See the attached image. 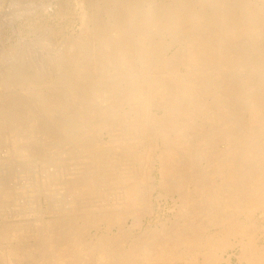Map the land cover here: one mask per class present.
Instances as JSON below:
<instances>
[{"label": "bare ground", "instance_id": "bare-ground-1", "mask_svg": "<svg viewBox=\"0 0 264 264\" xmlns=\"http://www.w3.org/2000/svg\"><path fill=\"white\" fill-rule=\"evenodd\" d=\"M77 3L47 73L0 75V159L63 190L0 213V264H264V0Z\"/></svg>", "mask_w": 264, "mask_h": 264}, {"label": "rangeland", "instance_id": "rangeland-1", "mask_svg": "<svg viewBox=\"0 0 264 264\" xmlns=\"http://www.w3.org/2000/svg\"><path fill=\"white\" fill-rule=\"evenodd\" d=\"M77 1L0 0V75L5 73V69H7L6 67L10 66V64L14 62L16 63L17 61H19L20 63L22 62L24 64H28L31 68L35 69L36 71L47 73L51 69L50 64L51 62H53L52 60H54V57H57L60 52L62 53L65 51L63 49L65 48V45L67 43L66 41L68 40V38L70 39L75 37L77 35V32L79 31L78 28L80 26V20L78 18V14L80 12V7ZM10 91L11 90H9V92ZM14 91L15 93H17L18 91L19 93L20 89H14ZM47 140V145H49V142ZM63 147L61 145V149H63ZM15 158V156H10L9 159L6 160L5 164V160L3 161V159L1 158L0 172L1 174H3L4 172V174L6 175L4 176V182L5 180L8 183L10 182V185L5 182L8 186H10V188L11 186L13 187L16 181H18V183L16 182L17 186L22 185V187L24 188L16 189L17 193L12 195V197L10 196L9 201L6 204L3 202L5 206L0 203L4 206L1 207L2 205H0V211L3 210V212L0 213H8L9 210L11 211H9V213H19L21 212L20 210H22L23 208L24 211L29 212L30 210H34L35 206L39 208L40 205V210H42V208L46 210L47 206H50L54 203L59 204L61 202L59 198L62 197L61 194L63 190L61 191L58 183H55L60 179V177H57L56 180L54 179L55 183L53 184L51 180H48L47 184L49 186H43L44 190H42L41 192H32L33 187L31 188V186L34 185V183L32 184V181L35 182V175H38V177H35V179L37 178L40 181V184L42 180H44L46 176H44V169L46 167V164H44V162L42 161H30V159L28 161H23L21 159V161L20 158ZM9 160H12L11 162L13 164L10 165L11 162ZM6 165L8 167H6ZM52 167L53 166H51L50 168ZM8 173L11 175H9ZM22 176L24 179V183L21 182ZM5 177L8 178L9 181ZM30 179L31 184L29 181ZM60 180H62V178ZM26 182L29 184V187ZM21 189H23V192H21ZM45 196L47 198H45ZM29 199L31 200V203ZM47 201L50 203H48ZM18 205L20 207H16ZM47 214L48 213H44L43 216L47 217L49 215ZM29 216L27 215L25 219L26 221H31L30 223L32 225V219L34 218V215ZM29 224L28 227L31 228L33 225L29 226Z\"/></svg>", "mask_w": 264, "mask_h": 264}]
</instances>
